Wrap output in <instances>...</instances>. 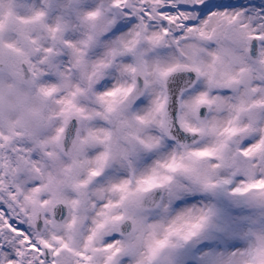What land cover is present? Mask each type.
Returning a JSON list of instances; mask_svg holds the SVG:
<instances>
[{
	"label": "snow or ice",
	"instance_id": "snow-or-ice-1",
	"mask_svg": "<svg viewBox=\"0 0 264 264\" xmlns=\"http://www.w3.org/2000/svg\"><path fill=\"white\" fill-rule=\"evenodd\" d=\"M0 264H264V0H0Z\"/></svg>",
	"mask_w": 264,
	"mask_h": 264
}]
</instances>
